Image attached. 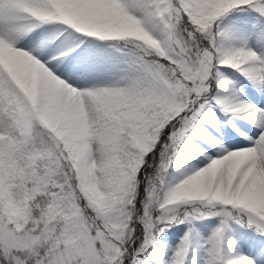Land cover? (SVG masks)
Masks as SVG:
<instances>
[{
    "label": "snow or ice",
    "instance_id": "snow-or-ice-1",
    "mask_svg": "<svg viewBox=\"0 0 264 264\" xmlns=\"http://www.w3.org/2000/svg\"><path fill=\"white\" fill-rule=\"evenodd\" d=\"M0 264H264V0H0Z\"/></svg>",
    "mask_w": 264,
    "mask_h": 264
}]
</instances>
